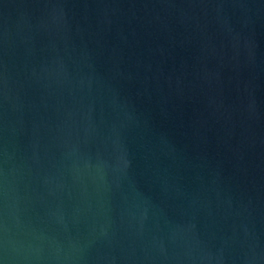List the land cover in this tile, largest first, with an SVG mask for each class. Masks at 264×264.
<instances>
[{
  "label": "water",
  "instance_id": "95a60500",
  "mask_svg": "<svg viewBox=\"0 0 264 264\" xmlns=\"http://www.w3.org/2000/svg\"><path fill=\"white\" fill-rule=\"evenodd\" d=\"M0 264H264V0H0Z\"/></svg>",
  "mask_w": 264,
  "mask_h": 264
}]
</instances>
